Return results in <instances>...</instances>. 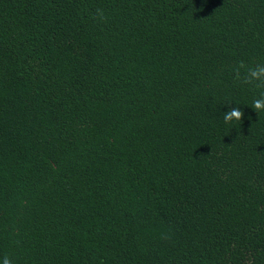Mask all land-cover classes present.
I'll return each instance as SVG.
<instances>
[{
  "label": "trees",
  "instance_id": "trees-1",
  "mask_svg": "<svg viewBox=\"0 0 264 264\" xmlns=\"http://www.w3.org/2000/svg\"><path fill=\"white\" fill-rule=\"evenodd\" d=\"M241 63L264 0H0V264H264Z\"/></svg>",
  "mask_w": 264,
  "mask_h": 264
},
{
  "label": "clouds",
  "instance_id": "clouds-1",
  "mask_svg": "<svg viewBox=\"0 0 264 264\" xmlns=\"http://www.w3.org/2000/svg\"><path fill=\"white\" fill-rule=\"evenodd\" d=\"M100 12V10H98ZM102 15V13H101ZM246 66L241 63L235 70V78L237 80L243 79L245 84H255L257 88L264 89V64L257 65L253 68H247L243 77L241 76V69ZM252 108L259 114L264 112V92L261 93L260 97L252 102ZM244 117V112L239 108H231L228 112L223 115L224 122L230 124L233 121H241ZM3 264H12L10 258L5 256L3 258Z\"/></svg>",
  "mask_w": 264,
  "mask_h": 264
}]
</instances>
